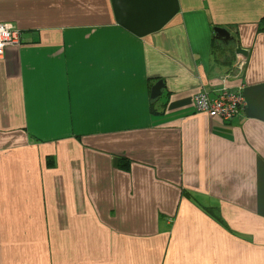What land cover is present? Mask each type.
<instances>
[{
    "label": "crops",
    "instance_id": "obj_1",
    "mask_svg": "<svg viewBox=\"0 0 264 264\" xmlns=\"http://www.w3.org/2000/svg\"><path fill=\"white\" fill-rule=\"evenodd\" d=\"M263 18L264 0H0L21 33L0 58V264H264ZM240 85L232 120L196 110Z\"/></svg>",
    "mask_w": 264,
    "mask_h": 264
},
{
    "label": "built area",
    "instance_id": "obj_2",
    "mask_svg": "<svg viewBox=\"0 0 264 264\" xmlns=\"http://www.w3.org/2000/svg\"><path fill=\"white\" fill-rule=\"evenodd\" d=\"M20 44L21 33L17 25L9 21H0V58L3 57L7 47ZM233 67L238 72L244 70L245 60L241 55ZM227 76L225 75V79ZM194 100L198 112H207L223 121H230L240 115L247 105L244 85H240L235 90L223 86L213 96L202 89L196 93Z\"/></svg>",
    "mask_w": 264,
    "mask_h": 264
},
{
    "label": "water",
    "instance_id": "obj_3",
    "mask_svg": "<svg viewBox=\"0 0 264 264\" xmlns=\"http://www.w3.org/2000/svg\"><path fill=\"white\" fill-rule=\"evenodd\" d=\"M215 33H216L217 37H219L225 41H230L232 39L230 31L226 28L216 27ZM235 52L237 54H240V55L241 54H245V55L248 54V51L243 49L240 44H237ZM163 86H164L163 80L157 81L152 87L151 97L154 99L158 98L161 94V90H162Z\"/></svg>",
    "mask_w": 264,
    "mask_h": 264
},
{
    "label": "trees",
    "instance_id": "obj_4",
    "mask_svg": "<svg viewBox=\"0 0 264 264\" xmlns=\"http://www.w3.org/2000/svg\"><path fill=\"white\" fill-rule=\"evenodd\" d=\"M259 29L264 32V18L260 22ZM47 164L48 165L52 164L51 157L47 158ZM118 165H119L120 168H122L124 170H128L129 166H130V161L128 159L124 158V157H121V158H119ZM184 195L187 196V197H190V194L188 192H185ZM207 211L211 215H218L217 213L216 214H212L214 212V209H212V208L207 209Z\"/></svg>",
    "mask_w": 264,
    "mask_h": 264
}]
</instances>
